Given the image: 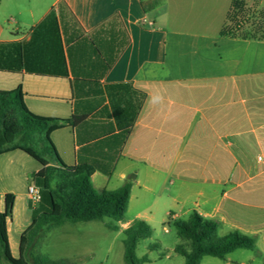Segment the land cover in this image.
Returning <instances> with one entry per match:
<instances>
[{
	"label": "crops",
	"instance_id": "obj_1",
	"mask_svg": "<svg viewBox=\"0 0 264 264\" xmlns=\"http://www.w3.org/2000/svg\"><path fill=\"white\" fill-rule=\"evenodd\" d=\"M232 1L52 0L38 11L25 0H0V91L22 86L39 116L87 117L52 135L65 164L120 132L108 85L144 94L107 176L119 164L122 181L135 176L128 206L135 216L114 232L152 223L157 204L174 224L197 212L218 223L220 237L239 231L256 239L257 254L239 249L224 264H235L237 252L264 260V41L221 35ZM40 170L23 151L0 156L2 213L6 195L15 196L7 220L15 259L39 206L29 187Z\"/></svg>",
	"mask_w": 264,
	"mask_h": 264
},
{
	"label": "trees",
	"instance_id": "obj_2",
	"mask_svg": "<svg viewBox=\"0 0 264 264\" xmlns=\"http://www.w3.org/2000/svg\"><path fill=\"white\" fill-rule=\"evenodd\" d=\"M258 4L252 9L247 0H233L221 35L264 41V6L257 9ZM107 90L120 132L83 146L77 153V164L74 166L64 163L52 135L66 128L79 127L87 117L73 115L69 119H58L39 116L28 109L22 86L11 91H0V156L23 151L36 160L41 170L31 179L42 192L41 203L33 210L32 224L21 237L18 259L11 254L7 230L15 196L6 195L5 211H0V260L7 264H74L33 254L42 233L66 222L105 219H110L106 224L108 229L119 230L118 223L125 219L135 176H128L125 184L113 191L97 190L92 178L96 172L112 175L120 148L126 142L141 109L144 94L127 84L108 85ZM126 94H129L128 99L124 98ZM174 226L178 236L189 244V250L185 245L176 248V252L184 257V264H200L206 256L225 259L236 250L256 248V239L239 231L220 237L218 223L204 219L197 212ZM152 234L151 226L143 220L134 221L124 231L125 264L149 261L147 257H138L137 248L142 240L150 238ZM156 247L158 245H151L150 249Z\"/></svg>",
	"mask_w": 264,
	"mask_h": 264
},
{
	"label": "rangeland",
	"instance_id": "obj_3",
	"mask_svg": "<svg viewBox=\"0 0 264 264\" xmlns=\"http://www.w3.org/2000/svg\"><path fill=\"white\" fill-rule=\"evenodd\" d=\"M248 5L254 9L264 6V0H247ZM52 0H25L26 5H33L35 10L42 11L44 7L50 5ZM251 9V10H252ZM39 13V12H38ZM126 164H119L113 177H107L97 173L93 177L95 187L100 191H113L122 187L125 182L120 179L122 170ZM39 189L41 197L42 192ZM41 201L38 203L40 205ZM135 216V209L128 210L125 222L130 221ZM152 223H148L153 234L150 238L142 240L137 248V255L140 258L147 257L149 261L143 264H183L184 257L174 250L178 245L184 244L189 248V244L179 238L174 223L169 222L165 213V206L157 204L153 209ZM183 219V218H182ZM185 218L182 221H186ZM105 219L104 222H109ZM103 221L78 222L67 224L62 228H55L51 232L41 235L33 254L42 255L52 260H67L74 264H125L124 262V242L125 235H118L104 225ZM223 233V231H222ZM151 245H158L150 249ZM257 254L256 249L252 250ZM235 254V264H264L261 256L250 251L246 254ZM250 255H254L253 258ZM212 264H224L220 259H214ZM0 264H7L0 260Z\"/></svg>",
	"mask_w": 264,
	"mask_h": 264
},
{
	"label": "built area",
	"instance_id": "obj_4",
	"mask_svg": "<svg viewBox=\"0 0 264 264\" xmlns=\"http://www.w3.org/2000/svg\"><path fill=\"white\" fill-rule=\"evenodd\" d=\"M29 195L34 203H39L42 199L39 189L33 185L29 187Z\"/></svg>",
	"mask_w": 264,
	"mask_h": 264
}]
</instances>
